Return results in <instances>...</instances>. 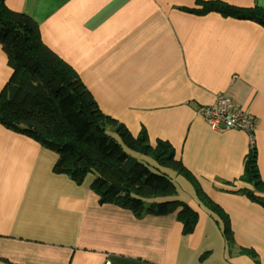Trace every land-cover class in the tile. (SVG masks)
Listing matches in <instances>:
<instances>
[{
	"label": "crops",
	"instance_id": "crops-1",
	"mask_svg": "<svg viewBox=\"0 0 264 264\" xmlns=\"http://www.w3.org/2000/svg\"><path fill=\"white\" fill-rule=\"evenodd\" d=\"M197 1L4 0L37 24L105 115L144 131L152 147L170 145L188 175L165 174L180 176L185 192L159 199L185 202L197 220L185 233L177 211L102 203L90 179L55 173L54 151L0 123V264H264V27L184 9ZM220 1L264 9V0ZM12 71L0 43V91ZM217 93L255 118L253 148L245 132L213 129L197 113ZM252 157L262 190L246 179Z\"/></svg>",
	"mask_w": 264,
	"mask_h": 264
},
{
	"label": "trees",
	"instance_id": "trees-1",
	"mask_svg": "<svg viewBox=\"0 0 264 264\" xmlns=\"http://www.w3.org/2000/svg\"><path fill=\"white\" fill-rule=\"evenodd\" d=\"M196 4L199 8L184 9L216 11L264 27V9L257 6L236 7L220 0H198ZM0 43L13 70L0 91L1 124L54 151L55 173L68 175L78 185L89 175L90 187L100 202L115 203L136 215L177 211L184 232L193 230L197 214L185 202L159 199L176 194L173 181L138 158L148 157L158 166L188 175L167 142L157 141L152 147L144 131L134 136L122 123L105 115L77 74L40 41L37 24L6 7L4 0H0ZM249 163L246 179L262 190L253 157ZM196 194L217 221H222L226 238L231 239L221 209L198 187ZM248 195L262 200L250 192Z\"/></svg>",
	"mask_w": 264,
	"mask_h": 264
},
{
	"label": "built area",
	"instance_id": "built-area-1",
	"mask_svg": "<svg viewBox=\"0 0 264 264\" xmlns=\"http://www.w3.org/2000/svg\"><path fill=\"white\" fill-rule=\"evenodd\" d=\"M207 124L216 130L237 129L248 135L250 148L254 147V132L257 127L255 118L238 108L233 100L222 93H217L215 101L197 108Z\"/></svg>",
	"mask_w": 264,
	"mask_h": 264
},
{
	"label": "rangeland",
	"instance_id": "rangeland-1",
	"mask_svg": "<svg viewBox=\"0 0 264 264\" xmlns=\"http://www.w3.org/2000/svg\"><path fill=\"white\" fill-rule=\"evenodd\" d=\"M139 157L141 158L140 159L141 161L148 163V166H149L150 170H152L154 172L166 173L167 170H168L167 168L165 169V167H163V166L161 167L160 170H158L157 168L154 167V163L151 161L150 158L138 155V158ZM173 172H175V171H173ZM170 177L172 178V181L174 182V184L176 186V189L178 191V198L182 199V197L184 195V192H185V187L183 186L184 184H183V181H182L181 177L177 176L176 173H171ZM87 178L89 180V178H90L89 175L87 176ZM173 196H175V195H173ZM173 196H170V197H173Z\"/></svg>",
	"mask_w": 264,
	"mask_h": 264
}]
</instances>
